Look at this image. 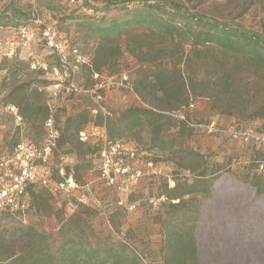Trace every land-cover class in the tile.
I'll return each mask as SVG.
<instances>
[{"label":"rangeland","instance_id":"374dc122","mask_svg":"<svg viewBox=\"0 0 264 264\" xmlns=\"http://www.w3.org/2000/svg\"><path fill=\"white\" fill-rule=\"evenodd\" d=\"M143 1L172 2L189 13L239 26L264 38V0H78L73 5L68 0H0V63L5 60L0 70V159L12 153L14 143H38L42 136L39 124L32 125L26 118L18 120L5 109L7 94L19 91L21 109L28 118L37 119L43 112L47 88L57 83L54 73L59 69L58 61L41 43L29 50L16 49L11 58L2 56L10 43L16 42L15 31L33 14V6L39 17L66 40L69 60L76 67L75 80L81 91L70 97L62 95L60 128L66 116L85 109L112 117L135 106L168 110L160 95H154L142 81L152 65L170 67L179 62L177 67L191 80L187 81V89L195 109L188 111L189 120L196 124L215 120L226 131L253 129L264 135V67L250 56L217 49L183 52L179 45L147 29L112 36V42H105L107 47L97 53L100 39L88 32L85 19L105 25L125 14L122 7L131 10ZM78 55L85 63L76 62ZM94 65L99 67L97 75L101 80L125 76L133 92L138 89L139 94L106 89L103 100L96 102L85 92L99 80L91 72ZM168 116L173 121L157 144L147 130L119 138L144 158L152 159L159 172L156 177L134 183L124 200L134 205L132 211L118 206V197L111 190L89 185L98 173L97 144L108 137L104 129L88 127L87 143L74 142L72 148L65 144L49 162L54 175L59 169L79 168L81 183H87V189L63 195L28 187L23 212L0 216V256L24 248L33 241L34 231L53 251L64 239L73 237L102 250L125 245L132 257L131 262L125 260L127 264H164L167 215H190V211L199 209L195 230L199 264H264V195H257L254 188L239 180L243 175L255 174L264 186V149L255 142L232 139L229 134L206 135L200 129L180 124V117ZM68 149L74 153H68ZM216 171L221 175L213 182L209 198H191L188 213L171 214L162 195L165 184L168 188L172 182L189 185L199 173ZM151 199L155 204L150 203ZM67 221L69 226L61 231Z\"/></svg>","mask_w":264,"mask_h":264},{"label":"trees","instance_id":"16d2710c","mask_svg":"<svg viewBox=\"0 0 264 264\" xmlns=\"http://www.w3.org/2000/svg\"><path fill=\"white\" fill-rule=\"evenodd\" d=\"M108 8V5H106V9ZM122 9L125 10V14L120 19L111 20L105 25H96L89 19H85L84 24L88 32L97 35L100 39L97 53H99L101 48L105 49L107 47L105 42L108 40L112 42V36L127 35L128 31L132 29H147L179 45L183 52L188 49L189 53H206L217 49L233 55L250 56L258 65L264 67V38L258 33L250 32L239 26L235 27L220 23L202 14L189 13L172 2L154 1L147 3L143 1L131 10H128L127 7H122ZM30 15L19 24L18 28L29 23L32 13ZM131 53L135 55L134 51H131ZM2 56L3 59H8L3 54ZM3 61L5 62V60ZM3 61L0 63V70L3 69L1 67V64L4 63ZM146 63L149 66V63ZM180 64L178 62L177 65L170 67L154 64L149 69V75L142 81L144 85L146 84L151 89L154 95H160L159 98L164 100L168 110L150 106H135L127 108L116 117H112V115L108 116L101 111L97 112L95 109H85L76 114L66 116L62 129L59 126L61 118H59V109L56 120L60 137L53 156L65 144H68L71 148V144L74 142L79 145L83 144L78 140V133L93 126L104 129L110 141H124L119 139L123 134L147 130L152 142L157 144L165 128L173 121V118L168 116V114L175 115L181 107L185 108L190 102H193V99L188 95L187 89V81L191 82V80L184 76L181 69L177 67ZM58 68L60 69V67ZM91 72L98 74L99 67L94 65ZM138 92L139 90L135 89L133 93L136 94ZM45 96L46 101L42 108L43 112L41 117L37 119L33 116L28 118L21 109L18 103L19 91H10L4 101L5 109L10 105L15 107L20 119L26 118L32 125L34 123L39 124L42 133L41 141L44 136L43 124L47 117V92ZM91 112H95L94 115H91ZM187 113V110H183L181 113L185 121L181 120L179 123L183 126H187L186 120H189ZM40 142L33 144H39ZM18 144L20 143L12 145L13 150ZM67 152L74 153L73 149H68ZM96 159L98 161V149L96 150ZM64 172L66 175H71L79 186L86 184L85 182L81 183L79 168L76 167L74 171L64 168ZM52 174L54 178H59L58 171L56 175H54L53 171ZM220 175V171L209 175L201 172L196 175V179L189 185L187 183L172 182V187L168 188V185L165 184L162 193L166 200L165 205L169 207V211H172L171 214L187 212L186 210L189 209L191 204V198L196 200L199 197L203 200L211 196L213 182L218 180ZM239 180L243 184L254 188L257 195H264L262 180L257 175H243ZM33 187L38 186H30V188ZM185 197L190 198L185 199ZM172 200H178V203L172 204ZM18 213H20V210L3 214L13 216ZM189 214L167 215L164 264H199V249L195 241V230L200 217V210L195 209V211H190ZM68 226V221L63 223L61 231H64ZM32 240L24 248L0 256V264H127L125 260L130 259L129 262L132 260L130 252L125 245L120 247L111 246L106 250H102L88 242L84 243L82 240L70 237L64 239L62 244L53 251L44 241L40 240L39 234L34 231Z\"/></svg>","mask_w":264,"mask_h":264},{"label":"built area","instance_id":"2783aa9c","mask_svg":"<svg viewBox=\"0 0 264 264\" xmlns=\"http://www.w3.org/2000/svg\"><path fill=\"white\" fill-rule=\"evenodd\" d=\"M77 2L78 0H68L69 5ZM15 38L16 42L10 43L8 50L3 52L4 56L11 58L15 56L16 49L29 50L41 43L57 59L60 69L55 70L54 73L57 83L47 89V117L43 124L42 141L39 144L20 143L10 155L0 159V216L14 210L23 212L24 198L27 188L30 186L42 187L54 194L73 195L78 190L87 189L93 183L95 186L100 185L111 190L118 197V206L132 211L135 208L134 205H127L124 200L129 195L134 183L156 177L159 172L152 160L144 158L145 156L139 154L138 150L129 143L103 138L97 144L98 173L95 180L89 185L86 183L84 186H79L71 175L65 174L64 169L58 170L59 178L53 177L49 162L57 149L60 137L56 120L59 104L62 95L69 96L81 91L75 80L76 67L69 60L66 40H63L50 24L39 17L35 6H33L31 20L15 31ZM2 48L0 42V49ZM76 62L85 63V59L78 55ZM94 76L99 80L85 92L96 102L103 100L102 93L106 89L133 93L125 76L119 80L109 79L107 81L101 80L97 74ZM193 109L194 103L190 102L187 107H181L175 116L185 121L181 114L182 111ZM6 110L18 120L20 119L15 107L10 105L6 107ZM105 114L111 116L109 113ZM186 124L192 128L200 129L206 135L229 134L232 139H239L246 144L255 142L264 149V135L253 129L226 131L213 120L206 124H196L191 120H186ZM89 136L88 130H83L78 133V140L81 143H87ZM262 168L263 164L260 165V169ZM77 200L83 202L82 198H77ZM150 203L155 204V200L151 199Z\"/></svg>","mask_w":264,"mask_h":264}]
</instances>
